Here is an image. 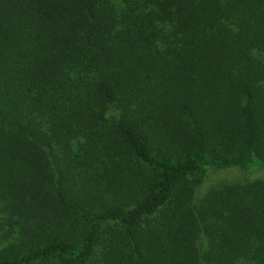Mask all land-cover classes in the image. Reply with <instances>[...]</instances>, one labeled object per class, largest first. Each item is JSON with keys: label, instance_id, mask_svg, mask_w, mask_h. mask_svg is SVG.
<instances>
[{"label": "trees", "instance_id": "trees-1", "mask_svg": "<svg viewBox=\"0 0 264 264\" xmlns=\"http://www.w3.org/2000/svg\"><path fill=\"white\" fill-rule=\"evenodd\" d=\"M264 0H0V264H264Z\"/></svg>", "mask_w": 264, "mask_h": 264}, {"label": "rangeland", "instance_id": "rangeland-1", "mask_svg": "<svg viewBox=\"0 0 264 264\" xmlns=\"http://www.w3.org/2000/svg\"><path fill=\"white\" fill-rule=\"evenodd\" d=\"M118 1L119 0H116V2ZM246 175L247 179L250 180L264 178V167L252 170L247 173L246 169L242 167H214L211 169H207L204 180L202 184L197 188L195 196L197 199H199L212 185H215L221 181L243 180ZM7 229H9V225H4L3 219L0 217V248L9 243L13 238L12 236H8ZM257 262L258 261L253 259H247L244 261V264H257Z\"/></svg>", "mask_w": 264, "mask_h": 264}]
</instances>
